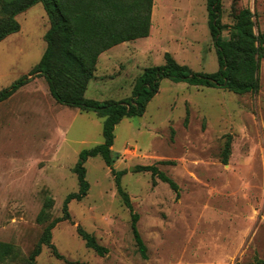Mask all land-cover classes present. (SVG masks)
Wrapping results in <instances>:
<instances>
[{
	"label": "rangeland",
	"instance_id": "rangeland-1",
	"mask_svg": "<svg viewBox=\"0 0 264 264\" xmlns=\"http://www.w3.org/2000/svg\"><path fill=\"white\" fill-rule=\"evenodd\" d=\"M245 7L255 14V31L264 32V0H223L225 37ZM17 19L21 29L0 41V90L25 75L29 81L0 102V240L16 248L0 264H28L48 223L64 215L67 194L79 189L81 150L104 141L103 116L59 103L45 76L30 74L51 26L43 4ZM166 53L193 71L219 69L207 0H154L150 35L103 52L85 96L131 97L139 75L164 64ZM260 82L258 92L239 94L163 78L144 114L116 125L114 167L123 171L122 185L140 214L147 258L136 245L115 175L97 155L85 163L87 195L71 201L69 218L52 230L60 256L43 245L38 263L264 264V59ZM167 160L173 163H161ZM150 164L178 183L179 196L151 171L137 169ZM79 226L108 252L101 256L88 247Z\"/></svg>",
	"mask_w": 264,
	"mask_h": 264
},
{
	"label": "trees",
	"instance_id": "trees-1",
	"mask_svg": "<svg viewBox=\"0 0 264 264\" xmlns=\"http://www.w3.org/2000/svg\"><path fill=\"white\" fill-rule=\"evenodd\" d=\"M42 3L51 26L45 34L47 47L32 74H41L48 81L52 96L59 103L77 107L83 111H94L104 117V141L81 150L75 167L78 174V191L67 194L64 203V215L54 218L45 228L36 248L29 256L28 264H40L37 256L42 246L53 248L52 230L58 222L69 218V204L81 200L90 189L85 163L88 158L100 155L115 175L118 193L131 213V228L143 258H147L144 239L138 228L140 214L135 211L128 192L122 185L123 171L115 169L116 156L112 152L115 127L124 118L143 115L148 103L159 92L163 78L188 82L198 87H225L235 93H256L261 88V60L264 59V32L254 29V12L245 7L236 16L230 28V36L223 31L228 27L222 22L223 0H207L209 10V28L216 47L219 69L214 72L193 71L187 65L179 63L170 53H166V62L162 65L146 67L137 78L131 97L115 101H99L85 96V90L93 78L100 55L108 49L150 35L154 0H1L4 17L0 18V41L21 29L17 15L33 5ZM29 81L22 76L11 86L0 90V102L12 96ZM189 119L187 112L185 121ZM230 143L224 149L223 162H228ZM161 163H173L171 160ZM138 170L151 171L180 195L178 183L162 171L158 164L138 165ZM43 207L38 219L45 218ZM80 236L88 247L103 256L108 248L101 244L96 236L78 227ZM13 243L0 240V263L14 256Z\"/></svg>",
	"mask_w": 264,
	"mask_h": 264
}]
</instances>
